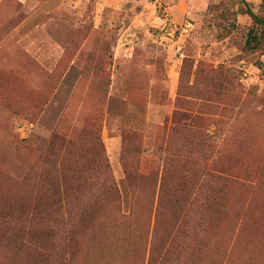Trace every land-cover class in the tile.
<instances>
[{"label":"rangeland","instance_id":"rangeland-1","mask_svg":"<svg viewBox=\"0 0 264 264\" xmlns=\"http://www.w3.org/2000/svg\"><path fill=\"white\" fill-rule=\"evenodd\" d=\"M251 23L238 0H0V218L14 219L0 264H48L46 223L23 216L56 211L60 182L104 159L118 196L83 217L65 193L69 264H264V47H239ZM162 182L175 197L156 219Z\"/></svg>","mask_w":264,"mask_h":264},{"label":"trees","instance_id":"trees-1","mask_svg":"<svg viewBox=\"0 0 264 264\" xmlns=\"http://www.w3.org/2000/svg\"><path fill=\"white\" fill-rule=\"evenodd\" d=\"M239 3L245 6V14L251 18V25L244 32V41L241 42L239 47L245 52H252L264 47V1L260 5V10L258 12L254 11L251 4L247 0H238ZM233 28H229L228 33L230 34ZM175 121L177 120L174 116ZM182 119L187 123H195L194 118L192 119L188 115H182ZM63 145L70 146L71 142L68 139H63ZM78 162V160H77ZM216 166V165H215ZM108 172L109 179L103 180L102 174ZM137 173V171L135 170ZM210 172V173H209ZM211 172H214L211 174ZM209 175L218 180H224V176L227 174L226 171H217L214 167L207 171ZM139 175V174H138ZM67 182H60L59 184V194L61 197L58 199L56 211L50 213L47 208L37 209L33 213L25 214L23 218L30 220L33 223L45 222V232L43 237L47 240L48 244H44L41 247L42 257L48 259V264H69V252L72 250L73 245L76 244L77 234L75 225L78 221L76 215H72L68 210L65 209L67 205V200H65V193L69 189L76 190L81 193L79 198H76L73 203L74 206L79 205L83 209V217L88 215L90 211V205L102 202V197L104 195L118 196V187L115 179H113L110 172V165L104 159L98 164L82 165L80 169L75 172V177L73 178V183L66 185ZM69 184V183H68ZM175 197V192L173 190L166 189V184L164 182L160 185L158 205L156 209V219H158L162 200L166 195ZM102 196V197H101ZM101 198V199H100ZM207 202L210 201V197L206 199ZM96 205V206H97ZM202 210L199 207L200 211ZM42 212V213H40ZM81 218V216H80ZM209 218L206 214L199 217V223L203 226L202 221ZM44 223V224H45ZM0 224H4L7 228H11L14 225V219L12 225L5 218H0ZM11 225V226H10ZM156 229V228H155ZM203 232L206 234V230L203 228ZM29 230H20L16 237L20 241L19 247H22L25 239L29 236ZM153 243L155 239L153 238ZM172 240L171 238L169 241ZM62 246L59 253H54V246ZM152 260V255L150 256Z\"/></svg>","mask_w":264,"mask_h":264},{"label":"crops","instance_id":"crops-1","mask_svg":"<svg viewBox=\"0 0 264 264\" xmlns=\"http://www.w3.org/2000/svg\"><path fill=\"white\" fill-rule=\"evenodd\" d=\"M182 8H186V3L181 4ZM171 7V6H170ZM174 7V6H173ZM184 11V10H183Z\"/></svg>","mask_w":264,"mask_h":264}]
</instances>
